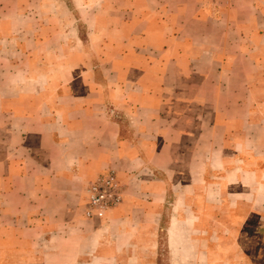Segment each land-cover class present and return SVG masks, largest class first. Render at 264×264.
Returning a JSON list of instances; mask_svg holds the SVG:
<instances>
[{"label":"crops","instance_id":"0c3cea01","mask_svg":"<svg viewBox=\"0 0 264 264\" xmlns=\"http://www.w3.org/2000/svg\"><path fill=\"white\" fill-rule=\"evenodd\" d=\"M80 1L97 10L84 38L58 18L66 1L0 0V89L11 91L0 97V264H180L163 260V246L183 252L182 213L201 215L195 175L217 168L212 139L230 133L201 91L231 88L213 75L238 62L242 73L259 66L264 0L236 1L238 18L201 0ZM26 24L45 36L24 37ZM29 37L51 46L26 50ZM110 170L122 202L87 219V184Z\"/></svg>","mask_w":264,"mask_h":264},{"label":"rangeland","instance_id":"374dc122","mask_svg":"<svg viewBox=\"0 0 264 264\" xmlns=\"http://www.w3.org/2000/svg\"><path fill=\"white\" fill-rule=\"evenodd\" d=\"M62 1H66L69 8L72 6V10L68 12L65 9L67 15L61 12L60 14L57 10L58 18L72 17L73 35L77 32L81 38H84L90 31L86 30L88 24H84V21L93 25L97 10L82 9L80 0ZM201 1L210 9L213 7L218 12L226 11L231 17H243L240 14L243 7L235 5L238 0ZM38 2L39 0H33L32 3L37 6ZM32 14L29 18H32ZM36 14L39 18V13ZM40 17L44 18L47 15L42 14ZM220 17H223V14ZM76 23L78 26H75ZM21 29L24 31L19 32L23 33L24 37L32 34L34 29L38 31V35L45 36L38 27L28 24ZM23 46L26 50L34 49L35 46L36 51H46L51 44L48 42L38 45L29 37ZM31 59L38 60L33 57ZM76 60L73 59L74 62ZM0 61L6 64V59ZM26 61L27 59H24L25 65H27ZM258 63L259 66L250 63L246 68L247 71L242 73L240 72L242 64L238 62L235 67L236 72L228 76L213 75L217 82L228 83L231 88L215 90L214 94L212 92L208 94V90L201 91V96L206 97L207 102L209 98L211 99L210 103L214 105V111L231 120L230 133L223 137L222 130L218 129L214 134L212 141L217 152V168L207 171L202 167L198 171L199 175H195L201 183V198L208 197L206 198L208 200L202 199L200 207L196 204L201 212L199 218L194 217L190 210L184 209L181 217L187 229L185 239H182L184 250L181 255H176L163 246L162 256L165 262L178 260L182 261L180 264H264V175H262L264 172V57L258 58ZM15 80L13 73L3 77V81ZM247 83L249 88H246ZM235 86L243 88L238 89ZM10 92L0 89V97L3 93ZM204 109L208 111V108ZM205 132L207 134L201 138L200 145L202 165L212 148L208 143L212 133ZM223 147L230 148V156L226 158L225 164L228 166L227 169L221 166ZM229 167L234 169H228ZM175 171L184 173L186 177H192V170ZM186 190L191 193V190ZM169 218L171 219L172 216L170 215ZM167 220L164 219L162 227L166 226ZM193 227L194 232L191 231Z\"/></svg>","mask_w":264,"mask_h":264},{"label":"built area","instance_id":"2783aa9c","mask_svg":"<svg viewBox=\"0 0 264 264\" xmlns=\"http://www.w3.org/2000/svg\"><path fill=\"white\" fill-rule=\"evenodd\" d=\"M87 219H100L106 213L121 204L123 189L116 174L110 170L100 175L86 187Z\"/></svg>","mask_w":264,"mask_h":264}]
</instances>
